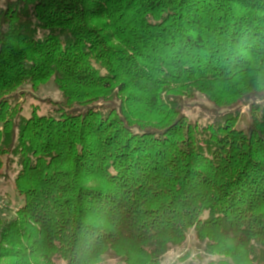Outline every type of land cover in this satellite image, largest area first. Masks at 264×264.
Masks as SVG:
<instances>
[{
	"label": "trees",
	"instance_id": "16d2710c",
	"mask_svg": "<svg viewBox=\"0 0 264 264\" xmlns=\"http://www.w3.org/2000/svg\"><path fill=\"white\" fill-rule=\"evenodd\" d=\"M4 164L0 264H264V0H0Z\"/></svg>",
	"mask_w": 264,
	"mask_h": 264
},
{
	"label": "rangeland",
	"instance_id": "374dc122",
	"mask_svg": "<svg viewBox=\"0 0 264 264\" xmlns=\"http://www.w3.org/2000/svg\"><path fill=\"white\" fill-rule=\"evenodd\" d=\"M52 99L53 101L60 100L61 93L55 88L52 83H48L45 86H41L37 92H33L32 95L26 98L24 101V114L25 116H29L34 109H36L37 113L40 115L51 114L53 111V106L49 102H45V99ZM246 110H244L245 112ZM189 116L193 117L194 112H188ZM5 168L1 172L3 176L0 178V195L3 196L2 202H0V214L1 216H6L8 211L11 213L16 212L19 210V207L22 206L24 196L15 189L14 186V178L16 177L17 170L15 167L8 168L6 164ZM5 172L9 174L8 177L4 176ZM6 219V218H5ZM196 240L195 236L191 232L187 236V240L179 247L172 249L177 251L180 255H183L185 252L189 250L191 247L192 254L196 253H203L204 251L198 248L197 242L195 244L190 245L189 239ZM171 250V251H172ZM121 251L132 254V248L128 245H122ZM170 252V251H169ZM137 253L135 252L131 257L130 261L133 264L139 260L137 259ZM167 259V255L163 258V261ZM104 264H127L126 262H122L120 259H112L109 260L107 263Z\"/></svg>",
	"mask_w": 264,
	"mask_h": 264
},
{
	"label": "clouds",
	"instance_id": "9594fccd",
	"mask_svg": "<svg viewBox=\"0 0 264 264\" xmlns=\"http://www.w3.org/2000/svg\"><path fill=\"white\" fill-rule=\"evenodd\" d=\"M196 242L189 239V244ZM235 246V241L232 237H223L219 241L217 247L204 250L203 253L192 254L191 247L183 255L172 250L167 253V259L163 264H233L231 250Z\"/></svg>",
	"mask_w": 264,
	"mask_h": 264
},
{
	"label": "built area",
	"instance_id": "2783aa9c",
	"mask_svg": "<svg viewBox=\"0 0 264 264\" xmlns=\"http://www.w3.org/2000/svg\"><path fill=\"white\" fill-rule=\"evenodd\" d=\"M2 198H3V196L2 195H0V202H2L3 200H2Z\"/></svg>",
	"mask_w": 264,
	"mask_h": 264
}]
</instances>
